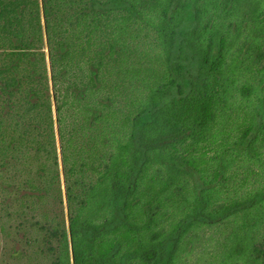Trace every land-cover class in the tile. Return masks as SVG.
I'll use <instances>...</instances> for the list:
<instances>
[{
	"label": "trees",
	"instance_id": "1",
	"mask_svg": "<svg viewBox=\"0 0 264 264\" xmlns=\"http://www.w3.org/2000/svg\"><path fill=\"white\" fill-rule=\"evenodd\" d=\"M262 59L264 0H0V193L63 176L53 264H181L212 228L264 264Z\"/></svg>",
	"mask_w": 264,
	"mask_h": 264
},
{
	"label": "rangeland",
	"instance_id": "2",
	"mask_svg": "<svg viewBox=\"0 0 264 264\" xmlns=\"http://www.w3.org/2000/svg\"><path fill=\"white\" fill-rule=\"evenodd\" d=\"M43 27L45 29L44 23ZM41 52L49 61L46 37ZM263 67L264 59L257 68L261 71ZM56 142L61 161L57 125ZM60 170L62 173V165ZM61 188L62 205H57L52 198L37 203L36 198L32 199L29 196H27L29 199L22 203L24 195H30L29 193L17 194L10 191L7 194L0 193V264H53L56 262L58 239L52 235L50 231L52 224L46 222L45 216L51 219L59 215L68 226L69 211L63 176ZM22 204L25 205L24 208L21 207ZM229 233L228 230L216 228L200 231L191 252L181 264H215L217 259H221L222 244ZM256 249V256L264 259V243L258 244Z\"/></svg>",
	"mask_w": 264,
	"mask_h": 264
}]
</instances>
